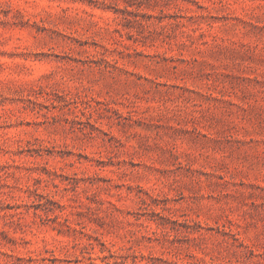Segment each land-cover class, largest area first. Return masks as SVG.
<instances>
[{
    "label": "rangeland",
    "instance_id": "rangeland-1",
    "mask_svg": "<svg viewBox=\"0 0 264 264\" xmlns=\"http://www.w3.org/2000/svg\"><path fill=\"white\" fill-rule=\"evenodd\" d=\"M0 264H264V0H0Z\"/></svg>",
    "mask_w": 264,
    "mask_h": 264
}]
</instances>
